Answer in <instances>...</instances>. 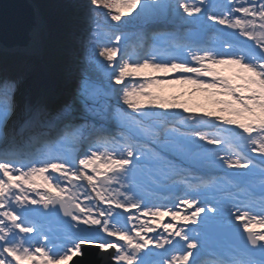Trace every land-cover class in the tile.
Instances as JSON below:
<instances>
[{
  "label": "snow or ice",
  "instance_id": "6c2138e0",
  "mask_svg": "<svg viewBox=\"0 0 264 264\" xmlns=\"http://www.w3.org/2000/svg\"><path fill=\"white\" fill-rule=\"evenodd\" d=\"M77 7L71 99L0 86V264H264V0ZM172 81L228 117L169 111L190 109L147 89Z\"/></svg>",
  "mask_w": 264,
  "mask_h": 264
},
{
  "label": "rangeland",
  "instance_id": "374dc122",
  "mask_svg": "<svg viewBox=\"0 0 264 264\" xmlns=\"http://www.w3.org/2000/svg\"><path fill=\"white\" fill-rule=\"evenodd\" d=\"M34 3H36L38 5V8L41 9V2H43L44 4H46L51 0H40V4L39 2H37V0H31ZM83 2V1H82ZM81 2V3H82ZM127 19V18H125ZM43 21H44V27L41 30V40L43 43V54L42 55H35L34 56V69H38V71L35 73V76L33 78V80H31L28 83H24L23 80H21V78L17 77V82H18V91H20L21 94L26 93V98L31 99L34 95V93L37 91V89H40V94H41V99L46 100L48 103L52 102V99L57 96V92H61V90H63V88L67 87V85H69L70 87L73 88V90H75L77 83H78V79H79V74H78V70L72 71L68 74L67 79L71 80L72 76H75V78H73V81L69 82V84L66 82V85H64V83H62V77L60 78V80H56L53 79L51 77V73L49 72L48 67L44 64L43 62V56L47 51V40H48V26L47 23L45 21V18L43 16ZM84 27L81 28V30L83 31ZM81 33V31H80ZM81 34H80V38H81ZM76 56H80V49L78 47L77 51H75ZM13 57L12 59H10L9 61L11 63H18L20 61H22L23 59L21 58V56H17L15 53H12ZM20 58V59H19ZM2 59L0 58V61ZM3 66L0 67V73L3 71ZM216 71L219 73V75L233 81L234 83H241V81L236 79V74H237V69L234 66H220L216 69ZM145 72L151 73V69H146ZM75 74V75H74ZM155 75L157 76H162L163 74L160 73H156ZM170 75H176V74H170ZM190 75V74H189ZM205 80V82H211V77H204L203 78ZM33 83V84H31ZM119 87V86H118ZM150 92L155 93L156 95L164 98L165 100H169L171 101L173 98H176V102L183 104L182 101L183 100H187L188 103H184L185 106H187L190 111H194V107L196 104H200V102L204 101V102H211L212 104L210 106H205L203 107V110L205 112H218L221 113L220 111V104L217 103V101H228L229 99H231L228 96H213L212 93L215 92V89H210L208 91H205L203 89H199L196 85L193 84H188V83H180L177 81H172L170 83H165V84H157L152 86L151 88L147 89ZM57 91V92H56ZM48 95H51L50 98L48 97ZM63 96V94H62ZM67 96V94H66ZM65 97V94H64ZM57 101L59 100V98L56 99ZM178 109H182V108H178ZM169 111H176V109H170ZM215 118V117H214ZM213 118V119H214ZM174 156H179L176 153H169L168 154V158L174 157ZM179 164L184 163V161L182 160V158L180 157V160L178 161ZM147 178V177H145ZM42 191V189H41ZM120 211V210H118ZM125 216H127V213L124 214ZM163 220V222H166L167 217H163L161 218ZM53 227H55V223L53 222ZM194 227V226H192ZM259 230V229H257ZM155 234V233H154ZM153 235V234H152ZM149 235V236H152Z\"/></svg>",
  "mask_w": 264,
  "mask_h": 264
},
{
  "label": "trees",
  "instance_id": "16d2710c",
  "mask_svg": "<svg viewBox=\"0 0 264 264\" xmlns=\"http://www.w3.org/2000/svg\"><path fill=\"white\" fill-rule=\"evenodd\" d=\"M82 1L51 0L48 3L46 1V4L41 2L40 11L48 26V46L42 59L51 77L58 81L64 75L80 69L75 51L79 47V34L84 25L82 12L77 7Z\"/></svg>",
  "mask_w": 264,
  "mask_h": 264
},
{
  "label": "bare ground",
  "instance_id": "6f19581e",
  "mask_svg": "<svg viewBox=\"0 0 264 264\" xmlns=\"http://www.w3.org/2000/svg\"><path fill=\"white\" fill-rule=\"evenodd\" d=\"M34 6L36 7L37 10V19H36V25L34 26V28L31 30L30 32V37H29V42L28 44L23 47V48H14V49H3L0 51V55H1V61H0V67L3 66V71L0 73V86H2L4 84L5 81H16L17 77L21 78V80L24 81V83H28L31 80H33L35 73L38 71V69H34V56L35 55H42L43 54V43L41 40V30L44 27V22H43V16L42 13L40 11V9L38 8V5L36 3H34ZM12 53H15L17 56H21V58L23 59L22 61L18 62V63H11L9 60L12 59L13 55ZM20 59V58H19ZM67 76L68 74L64 75L62 78V83H65V81L67 80ZM64 81V82H63ZM68 83V82H67ZM33 84V83H31ZM66 85V84H65ZM72 87H70L69 85H67V87L63 88V90H61V92H57V96H55L52 99V102H50V104L52 105H60L65 103L66 101L69 100H65L66 98V94H69L70 89ZM40 89H37V91L34 93L33 97L31 99L35 100V99H41V94H40ZM26 93H24L23 95L20 93V91H17L16 93V99L19 101L22 98H26ZM64 96L65 94V98L62 96ZM51 95H48V97L50 98ZM59 98V100L57 101L56 99ZM63 98V99H62ZM231 99H229L228 101H230ZM182 103H188V101L185 99L182 101ZM212 103L211 102H200V104H196L194 107V111H190L188 113H184L183 109H176L177 112L182 113L183 115H191V114H196V115H200L203 114L205 111L203 110V107L205 106H210ZM220 106L222 107V105L220 104ZM216 116H225L226 118L228 117V113L227 112H213V117ZM176 126H179V124L177 123ZM231 127V126H230ZM183 130V129H182ZM143 146L145 148H156V144L153 143L151 140H148L146 143L143 144ZM212 147V146H210ZM170 162L173 164H179L178 161L180 160V156H174L169 158ZM144 180H146L147 178H143ZM161 193H156L155 195H160ZM165 203H167V201H164ZM122 211V210H120ZM133 212H135L136 210H132ZM190 211V210H189ZM129 213H127L128 215ZM144 219H148V217H145ZM170 219V217H167L166 222H168V220ZM165 222V223H166ZM158 231H162V229H158ZM154 235V233H150L148 235Z\"/></svg>",
  "mask_w": 264,
  "mask_h": 264
},
{
  "label": "water",
  "instance_id": "95a60500",
  "mask_svg": "<svg viewBox=\"0 0 264 264\" xmlns=\"http://www.w3.org/2000/svg\"><path fill=\"white\" fill-rule=\"evenodd\" d=\"M36 19L33 1L0 0V51L25 47ZM90 259L94 261L96 258Z\"/></svg>",
  "mask_w": 264,
  "mask_h": 264
}]
</instances>
